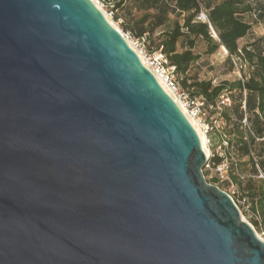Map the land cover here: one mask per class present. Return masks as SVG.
<instances>
[{
    "label": "water",
    "instance_id": "water-1",
    "mask_svg": "<svg viewBox=\"0 0 264 264\" xmlns=\"http://www.w3.org/2000/svg\"><path fill=\"white\" fill-rule=\"evenodd\" d=\"M207 162L93 0H0V264H264Z\"/></svg>",
    "mask_w": 264,
    "mask_h": 264
},
{
    "label": "trees",
    "instance_id": "trees-1",
    "mask_svg": "<svg viewBox=\"0 0 264 264\" xmlns=\"http://www.w3.org/2000/svg\"><path fill=\"white\" fill-rule=\"evenodd\" d=\"M112 4V17L122 18L124 29L135 36L152 37L160 29L159 42L150 53L162 49L169 65L175 66L181 90L214 107L227 91L232 103L223 107L222 116L231 135L229 147L237 157L232 161L231 179L249 198L254 213L251 223L264 228V177L260 176L264 174V45L259 38L240 46L254 23L264 20V0H113ZM200 42L206 44L204 51L196 50ZM221 47L228 51L231 67L241 66L242 78L215 84L191 73L203 55ZM212 160L218 165L223 159L215 154Z\"/></svg>",
    "mask_w": 264,
    "mask_h": 264
},
{
    "label": "rangeland",
    "instance_id": "rangeland-1",
    "mask_svg": "<svg viewBox=\"0 0 264 264\" xmlns=\"http://www.w3.org/2000/svg\"><path fill=\"white\" fill-rule=\"evenodd\" d=\"M96 1V0H95ZM97 2V1H96ZM100 8L105 12V14L109 17V19L119 28L122 33H125L129 36L128 40L136 47L137 42H142L143 39L135 36L131 31L125 30L123 27V19L116 20L110 15L111 6L107 8L106 5H102L101 2L98 4ZM114 11H116L114 9ZM113 24V25H114ZM159 30L154 34V36L150 37L146 34L144 37L145 41V48L147 49L148 53L151 52V49L156 46L159 42ZM262 38L263 45H264V20H259L255 22L251 32L245 36L244 38L240 39V46L246 45L253 40ZM206 48V44L204 42H200L197 45V51H204ZM138 49V48H137ZM229 53L228 51L223 50L222 47L211 55H203L200 60L193 66L191 73L197 74V76L201 79L207 78L212 79L215 84L221 83L224 80H235L238 78L243 77V72L241 71V66L235 63L234 67H231L228 61ZM176 81L179 80V76L175 75ZM165 83V82H164ZM166 84V83H165ZM167 85V84H166ZM168 86V85H167ZM224 93H227L225 91ZM176 96V95H175ZM178 99V97H177ZM180 101V99H178ZM181 102V101H180ZM182 103V102H181ZM222 109L220 107H214L212 105H206L205 107V116L203 117L202 125L197 122L198 126L203 130V124L209 125L208 132L205 133V140L208 151V156L210 155L209 159V166H204L203 171L205 178L208 182L222 186L227 192L233 195L237 205L239 206L242 216L245 217V220L251 223V219L254 216L253 211L249 205V198L242 194L239 186L232 181L231 173H232V161H237L235 156V149L232 147L225 148L224 141L228 140L231 135L227 134L226 129V122L222 116ZM220 155L222 157V162H225L228 158V162L230 165L229 169V178L221 179L220 174L217 171L218 165H214L212 158L214 155ZM207 156V157H208ZM220 163V164H221ZM205 171L206 174H205ZM213 177H217L218 181L214 183ZM229 182L230 184L225 187L224 183ZM227 182V183H228ZM243 217V218H244ZM252 224V223H251ZM253 225V224H252ZM254 226V225H253ZM259 236L264 238V228L260 227L257 228L254 226Z\"/></svg>",
    "mask_w": 264,
    "mask_h": 264
},
{
    "label": "built area",
    "instance_id": "built-area-1",
    "mask_svg": "<svg viewBox=\"0 0 264 264\" xmlns=\"http://www.w3.org/2000/svg\"><path fill=\"white\" fill-rule=\"evenodd\" d=\"M99 4L101 2L102 5H106L107 8L111 6L113 7V0H96ZM110 15L112 16V9L110 12ZM202 18L206 17L205 13H202ZM123 35L127 38H129L128 35L123 33ZM142 42H137L136 45V51H138L140 54H142L146 60V66L154 73V75L157 77V79L163 80L168 87L175 93L176 97L180 99L182 103H184V106L187 109L188 115L190 117H193L199 121V123L202 125L203 117L205 116V107L206 102L202 97H193L189 94V92L185 90H181L177 84V81L175 79V66H170L167 56L163 53L162 49H159L157 51H154L152 53H148L147 49L145 48V37H142ZM138 48V49H137ZM137 52V53H138ZM138 53V54H139ZM160 82V81H159ZM232 103L230 96L227 93H223L221 95L220 102L218 104V107L223 108L230 106ZM245 126H247V119H244ZM204 130L207 133L209 129V125L203 124ZM225 148H229L230 143L228 140L224 141ZM209 159L206 166H209ZM229 169L230 165L228 162V158L225 162L221 163L217 167V171L220 174L221 179L229 178ZM261 177H264V174L261 173ZM244 177V176H242ZM229 193V192H228ZM232 197L233 195L229 193ZM234 199V198H233ZM235 200V199H234ZM236 202V201H235ZM263 238V237H262Z\"/></svg>",
    "mask_w": 264,
    "mask_h": 264
},
{
    "label": "bare ground",
    "instance_id": "bare-ground-1",
    "mask_svg": "<svg viewBox=\"0 0 264 264\" xmlns=\"http://www.w3.org/2000/svg\"><path fill=\"white\" fill-rule=\"evenodd\" d=\"M97 5H98V3L95 1V0H93ZM98 7L100 8V6L98 5ZM101 9V8H100ZM102 10V9H101ZM103 11V10H102ZM104 14H105V12H103ZM106 15V14H105ZM106 17L109 19V17L106 15ZM109 21L112 23V24H114L110 19H109ZM114 26H115V24H114ZM116 28H117V26H115ZM119 29V28H118ZM128 42H129V44L134 48V49H136L135 47H134V45L128 40ZM224 49V48H223ZM138 52V51H137ZM139 53V52H138ZM139 56L141 57V59L143 60V62L144 63H146V60H145V58H144V56L142 55V54H140L139 53ZM159 81H160V83L163 85V87L166 89V91L175 99V101L178 103V105L180 106V108L182 109V111L185 113V115L188 117V119L191 121V123L194 125V127L196 128V130L198 131V133H199V135H200V137H201V141H202V145H203V148H204V150H205V152H206V154H207V156H208V151H209V149L207 148V145H206V140H205V134H204V132L205 131H203L199 126H198V124H197V122L196 121H198L197 119H195V118H193V117H190L189 115H188V112H187V109H186V107L184 106V103H181L178 99H177V97L175 96V93H173V91L164 83V81L163 80H161V79H159ZM196 120V121H195ZM198 123H199V121H198ZM200 124V123H199ZM206 133V132H205ZM210 156V155H209ZM208 156V157H209ZM244 217V216H243ZM244 219H245V217H244ZM259 235V234H258ZM261 237V236H260ZM264 239V238H263Z\"/></svg>",
    "mask_w": 264,
    "mask_h": 264
}]
</instances>
